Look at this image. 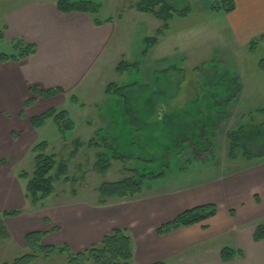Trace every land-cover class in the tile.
Segmentation results:
<instances>
[{
  "label": "rangeland",
  "instance_id": "obj_1",
  "mask_svg": "<svg viewBox=\"0 0 264 264\" xmlns=\"http://www.w3.org/2000/svg\"><path fill=\"white\" fill-rule=\"evenodd\" d=\"M39 1L0 0L1 54H14L18 41L31 44L39 51V46L29 41L33 37L30 31L11 35L6 16L12 10ZM44 1L55 5V1ZM74 1L97 4L95 16L85 15L94 27L103 29V34L99 35L103 37V46L80 82L76 76L86 56L84 51L68 52L69 59L73 58L64 71L53 67L47 70L52 82L37 89L64 90L51 99L33 93L35 85L28 81L25 84L30 88L23 89L0 80V171H6L19 182L23 199L19 204L21 198L16 192L9 196L15 208L0 209L3 227L0 230V264H12L31 254L25 245V236L31 232L47 233L41 241L42 246L72 245L70 241L74 236L62 232L67 231V227H61L60 222V226L56 225L58 208L62 207L63 218L67 220H73L70 216L75 218L83 209L98 215L73 224L75 229L70 227L81 236L85 226L92 231L99 227L100 215L102 212L105 215L107 209L115 212L149 198L154 205V201L166 198L176 201L197 193L202 195L203 201L215 203L218 221H228L225 215L230 213L232 223H238L237 234L230 231L211 240L210 249L207 244L191 247L157 263L190 264L188 260L196 255L197 263L191 264H235L222 262L220 255L216 258V249L240 248L246 253L240 250L243 256L239 259L247 257L242 264H252L255 256L251 243L256 247L257 244L264 246V240L256 242L252 235L257 226H264V181L260 183L262 189L259 187V173L264 175V159L246 162L240 155L229 159L226 134L240 126L264 121V71L259 67L264 61V40L259 41L253 51L248 45L260 35L247 44L237 43L227 28L229 20L225 14L214 9L222 0H187L189 13L183 17L174 15L167 22V29L162 31L158 44L143 55L144 39L154 36L163 23L151 15L139 13L135 8L139 0ZM95 20L101 25H96ZM83 41L84 35L70 39L72 46ZM43 42L38 43L43 57L38 65L57 63L45 61L46 56L54 52L44 47ZM121 61L132 66L117 73ZM5 63L0 62V78L5 73L13 74ZM42 77L40 73L39 78ZM109 84L125 88L123 99L105 94ZM72 98L77 103H73ZM30 99L33 102L26 106ZM50 110L54 114L46 116L43 127L33 128L30 120ZM63 112L67 115L60 125L62 129L72 125V130L60 134L54 118H59ZM91 143L99 147H89ZM40 144L47 145L46 153L55 158L56 164L51 171L54 192L32 206L25 198V187L34 170L36 155L33 150ZM97 154H103L110 165L104 174L95 169ZM61 165L65 170L59 176ZM250 171L256 172L257 181L248 183L245 175L251 174L245 172ZM24 173L27 181L20 178ZM159 173L163 174L162 178L153 180L152 176ZM139 177H145L142 190L133 198L106 200L98 192L105 182L128 178L138 181ZM6 181L9 179L0 175V186ZM7 201L5 199L4 203ZM12 212L17 215L5 216ZM159 227L154 230L157 237ZM111 233L107 232L106 236ZM106 236L98 235L90 242L100 244ZM132 246L133 257L128 264H139L133 240ZM202 248L207 252L203 254ZM85 250L76 252L77 249L69 247L68 255ZM206 254L209 256H204ZM66 258V253L58 251L48 257L38 254L33 264H67Z\"/></svg>",
  "mask_w": 264,
  "mask_h": 264
},
{
  "label": "crops",
  "instance_id": "obj_2",
  "mask_svg": "<svg viewBox=\"0 0 264 264\" xmlns=\"http://www.w3.org/2000/svg\"><path fill=\"white\" fill-rule=\"evenodd\" d=\"M224 1L226 0H222L221 3ZM231 1L234 3V10L224 14L226 20H229H227V28L235 41L239 44H247L250 39L258 35H264V0ZM39 2L40 3H28L17 10L10 11L6 15L7 20L9 19L8 25L11 35H21L25 33V31H30L33 37L32 40L29 41L30 43L37 44L39 46V51L23 61L5 63L4 65L9 67L13 74L5 73L1 76L0 80L4 84L19 85L23 89L29 87V84H25L27 81L28 83L34 84L36 89L39 88L38 86L48 85V83L52 82V80H50L52 77H49L50 72L47 70L53 67L56 70L64 71L63 69L71 63L70 60L73 58L71 57V59H69V55L67 56L68 52L76 53L84 51L86 56L78 66L76 76V80L78 78L79 81L96 58L99 49L103 46V41H101L103 37H99V35L103 34V29L94 27L89 18V21L86 19L87 16L85 14H64L59 12L52 3L48 4L44 0H42V2L40 0ZM81 35H84V41L78 46L73 45L75 46L73 47L70 43V39ZM41 40L44 41L43 46L45 45L47 49L54 52L51 55H47L45 61L54 62L53 60H55L57 63L53 65L48 63L45 65H38L43 59L42 55H40L42 50L40 44H38ZM40 73L43 75L42 78H39ZM40 89L42 90L43 88L40 87ZM59 90L64 92V90ZM25 126L26 128L28 127L26 124ZM0 172H2L0 175L4 174L5 179H9V181H6V184L3 183V185L0 186V209L5 206L13 209L15 206L11 200L12 198L9 196H13L18 192L21 198L20 184L6 171ZM245 174H251L249 176L245 175L248 183H250V180L257 181L256 179H258L255 177L256 172L252 173V171H250L245 172ZM259 175V187L262 189L260 183L264 181V175L262 176V173H259ZM253 186L255 187V185ZM5 199L8 200V205L4 203ZM202 199L203 197L201 194H188L182 197L181 200L174 201V199L169 200L166 198V200L163 201H154V205H151V198H149V200L143 202H137L126 207L118 208L115 212H110L109 209H107L105 215L103 212L100 215L99 227L93 228L92 231L91 227L85 226V231H83L81 236H77L75 231L70 230V227H73V224L79 223L82 220L84 221L91 217L97 218L98 215L94 214L91 210L86 211L83 209L78 215L75 214V218L70 216L73 220H67L66 217L65 219L63 218L64 211H62L61 207L56 210L55 222H57L56 225L58 226H60V222L61 227H67V231L63 230L62 232H70V235L74 236L72 239L73 241H70L72 245L66 244L73 249H77L76 252L85 250L95 244L90 242L93 237L101 234L106 236L107 232L111 233V231L115 229L126 230L133 237L132 240L135 241V258L138 260V263L155 264L170 256L172 257L180 252L186 251L191 247L198 248L207 244L209 247L208 249H210L209 245L211 240L219 238L230 231L237 234L236 231L239 226L238 223H232L230 213L225 215V219L228 221H218L219 217L217 213L215 217L199 225L181 229L163 237H157L154 234V230L157 227L174 220L180 213L200 205L212 204ZM22 200L21 198L19 204H21ZM231 210L234 211V209ZM57 217H59V220ZM73 228L75 229L77 227ZM203 233H206V236H203ZM205 241L206 243L204 244L203 242ZM251 244L254 246L253 254L255 256V258H252V264H263L264 246L262 247L257 244L256 247L253 243ZM234 250L240 251L241 249L237 248ZM201 252L204 254L207 250H203L202 248ZM219 255L220 249L217 248L215 257L219 258ZM204 256H209V254ZM246 258L245 255L244 259L240 260L238 258L231 263L235 262V264H242L244 260H247ZM197 260L198 257L194 255L188 260V263H197Z\"/></svg>",
  "mask_w": 264,
  "mask_h": 264
},
{
  "label": "trees",
  "instance_id": "obj_3",
  "mask_svg": "<svg viewBox=\"0 0 264 264\" xmlns=\"http://www.w3.org/2000/svg\"><path fill=\"white\" fill-rule=\"evenodd\" d=\"M55 1L56 8L59 12L68 13H83L91 16H95L98 12V5L91 1H74V0H52ZM187 0H139L136 3L135 8L141 14L151 15L158 21L162 22V29H157L156 33L152 37L144 39V51L143 55H146L148 51L154 48L159 39L162 36V31L167 29V22L176 16H186L189 13L190 6L186 3ZM214 9L223 13H229L234 10V3L231 0H226L221 4H216ZM96 25L101 23L95 20ZM1 38V35H0ZM264 40V35L255 38L250 41L248 48L253 51L255 45L259 41ZM254 45V46H253ZM37 52L36 47L27 44L22 41H18L16 44V52L11 55H4L0 53V62H20L23 61ZM132 65L121 61L116 68L117 73L128 70ZM259 67L264 71V61L259 63ZM124 87H118L115 84H109L105 90V94L115 95L123 99ZM60 90H39L34 88L33 93H38L41 98L51 99L60 94ZM232 98H228L230 101ZM227 100V102H228ZM33 99L27 101L28 106ZM73 103H77L75 98H72ZM126 102V101H125ZM126 104V103H125ZM54 111L50 110L46 114H42L41 117L32 118L30 123L33 128L39 129L43 127L46 116H53ZM262 114V113H261ZM264 114V112H263ZM67 113L63 112L59 115V118H54L55 125L58 127L60 134L67 130H72V125L64 127L60 125V121ZM23 116V115H22ZM61 117V118H60ZM66 123H69L67 121ZM65 130V131H64ZM64 134V133H63ZM226 139L229 141L227 148V156L229 159L234 160L238 155L242 156L246 162H252L254 160L264 159V121L253 125L240 126L236 131H230L226 134ZM79 144V143H78ZM98 148L97 143L89 144V147ZM47 145L40 144L33 150L35 153L34 170L30 180L27 181L28 176L24 173L20 176L23 180L26 179L25 198L30 202L32 206H37L39 203L46 200L54 192V179L51 175L56 162L52 155L46 153ZM193 155H197L193 153ZM97 161L95 169L104 174L110 167L109 163L104 159L103 154H97ZM124 159V156L120 159ZM244 161V162H245ZM245 162V163H246ZM65 170L64 166H60L59 176L62 174V170ZM128 171V170H127ZM64 172V171H63ZM135 172V171H133ZM163 174L152 176L153 180L157 181L162 178ZM145 177H142L138 181L132 178L124 179L119 182L109 183L105 182L98 188V192L103 199H125L133 198L139 194L142 190V182ZM217 214V208L214 204L200 205L189 210H186L175 217L174 220L163 224L156 230L158 236H165L175 231L199 225ZM17 215L15 212L6 214L5 216ZM2 225L0 224V230ZM44 232H31L25 236V245L29 249L31 254H26L21 258L15 260L12 264H33L38 254L44 256H50L54 252L61 254L66 253L67 264H128L133 257L132 239L126 230H113V232L106 236L100 244L93 245L86 249L84 252L77 254H69V247L63 246L62 248L54 246H42L41 241L46 236ZM253 240L258 242L264 240V226L259 225L253 233ZM243 254L241 251L231 248H224L220 251V258L222 262H231L235 258H241ZM163 264V263H155Z\"/></svg>",
  "mask_w": 264,
  "mask_h": 264
}]
</instances>
